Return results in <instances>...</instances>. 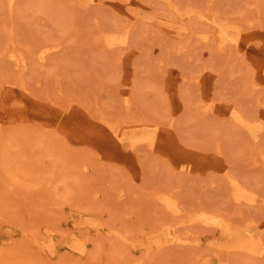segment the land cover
Here are the masks:
<instances>
[{"label":"rangeland","instance_id":"obj_1","mask_svg":"<svg viewBox=\"0 0 264 264\" xmlns=\"http://www.w3.org/2000/svg\"><path fill=\"white\" fill-rule=\"evenodd\" d=\"M2 2L0 264H264V0Z\"/></svg>","mask_w":264,"mask_h":264},{"label":"bare ground","instance_id":"obj_2","mask_svg":"<svg viewBox=\"0 0 264 264\" xmlns=\"http://www.w3.org/2000/svg\"><path fill=\"white\" fill-rule=\"evenodd\" d=\"M2 1H3V0H0V3H1ZM8 1H9V0H8ZM13 1L15 2V0H10V2H12V4H11L10 2H9V4H11V5H12L11 7H12L13 9H15L14 6L17 4L18 1L15 3V5H13V4H14ZM41 1H43V0H41ZM79 1H80V3H81V0H79ZM120 1H121V3H123V2H122L123 0H120ZM127 1H128V0H126V2H127ZM126 2H125V4H126ZM107 3H108V2H107ZM129 3H130V2H129ZM129 3H127V5H128ZM105 4H106V3H105ZM119 4H120V3H119ZM1 5H2V8H1V9H3V8H5V7L8 5V3L6 4V2H5L4 6H3V2H2V3L0 4V6H1ZM5 5H6V6H5ZM84 5H85V4H84ZM114 5H115V4H114ZM82 6H83V5H82ZM96 6H98V4H97ZM108 6H109V9H110V13H111V14H110V13L108 12V13H109L108 16L110 15V18H111V17H112V16H111V15H112L111 8H113L114 6H113V5H112V7H110V5H108ZM164 6H165V5H164ZM177 6H178V5H177ZM11 7H10V8H11ZM12 8H11V9H12ZM89 8H90V7H89ZM158 8H159V7H158ZM161 8H162V7H161ZM161 8H160V9H161ZM163 8H164V7H163ZM11 9H10V10H11ZM168 9H169V8H168ZM171 9H172V8H171ZM3 10H4V9H3ZM3 10H1V11H3ZM7 10H8V9H7ZM15 11H16V10H15ZM15 11H14V12H15ZM99 11L103 13L104 10H103V9H100ZM12 12H13V10H12ZM12 12H9V14L12 13ZM3 13H4V12H3ZM6 13H7V12H5V15H6ZM12 14H13V13H12ZM103 14H104V13H103ZM10 17H11V16H10ZM60 17L63 18V16H60ZM11 18H12V17H11ZM14 19H15V17H14ZM14 19H9V20L7 21V24H6V25H8V23L11 25V22H9V21H13ZM111 19H112V18H111ZM63 20H65V19L63 18ZM16 21H17V22H16V24H17L19 20L16 19ZM54 21H56V20H54ZM65 21H66V20H65ZM101 21L104 22V19H103V20L101 19ZM56 22H57V21H56ZM60 22H61V23H60ZM0 23H1V22H0ZM4 23H6V21H5ZM44 23H45V22H44ZM52 23H54V22H52ZM59 23H60V24H59ZM62 23H64V22H63L62 20H59V21L57 22V24H53L54 26L52 25V28H51V26H50V27L46 26V25H48V24L46 23V25H45L46 28H47V29H48V28H49V29L51 28V29H52V32H53V33H52V32L50 33V36H51V34H55V33H54L55 31H53L54 27L57 26L56 29H59V26H60V25H61V26H60V30H58V31H60V33L63 32V33H62L63 35H62V34H61V35L64 36V34H65L64 32H67V30L64 29V28L66 27V28L68 29V26H65L66 24L63 25ZM12 24H13V23H12ZM14 24H15V20H14ZM14 24H13L12 27H14ZM19 24H20V22H19ZM58 24H59V26H58ZM64 26H65V27H64ZM9 27H10V26H9ZM9 27L7 26V27H4V28H5V29H8V32H9ZM62 27H64V28L62 29ZM1 28H2V27H1ZM1 28H0V29H1ZM14 28H15V27H14ZM14 28H13V29H14ZM193 28H195V25L193 26ZM5 29H4V30H5ZM2 30H3V28L0 30V33H1V34H0V37H2V34H3V31H2ZM62 30H63V31H62ZM95 30H96V29H95ZM14 31H15V30H12V29H11L10 32L13 33ZM96 31H99V32H97L98 34L101 32V33L99 34V37H101V34H102V31H103V30H99V29H97ZM96 31H94V33H95ZM10 32H9V33H10ZM103 32H104V31H103ZM11 33H10V34H11ZM14 33H15V32H14ZM97 33H95V34H97ZM48 34H49V33H48ZM57 34H58V33H57ZM57 34H56V35H57ZM4 35H6V34H3V36H4ZM58 35H59V34H58ZM61 35H59V36H61ZM13 36H14V35H13ZM22 36H23V38H24V36L26 37V35H22ZM22 36H20V37H21L20 40H24V39H25V38L23 39ZM97 36H98V35H97ZM126 36H127V35H126ZM128 36H129V35H128ZM20 37H19V38H20ZM115 37H116V36H115ZM115 37H114V40L116 39ZM9 38H12V36L9 37ZM111 38H113V37H111ZM2 39H5V37H4V38L2 37ZM2 39H1L0 41H1V43H3V44H5L4 42H5L6 40H8V38H6V39L4 40V42H3ZM12 39L14 40L13 42H15V40H16L17 38L15 39V38L13 37ZM98 39H99V38H98ZM47 40H48V39H47ZM49 40H50V38H49ZM101 40H102V39H101ZM108 40H109V39H108ZM9 41H10V39H9ZM41 41H42V42H41ZM41 41H39V44H38V42L35 43V46H37V47L39 48V49H38V48H35V50L37 49V51H38V50L40 51V47H42V46H44V48L46 47L47 49H49V48H48V45H49V44H48L47 46H45V42H43V40H41ZM6 42H7V41H6ZM19 42H21V41H19ZM24 42H25V41H22L23 44H24ZM1 43H0V46H2ZM7 43H8V42H7ZM9 43H10V42H9ZM41 43H43L44 45H42ZM108 43H110V42H108ZM14 44H15V43H14ZM14 44H13V45H14ZM53 44H54V43H53ZM53 44H52V45H53ZM5 45H6V44H5ZM20 45H21V43L19 44V46H20ZM52 45H51V46L49 45V47L51 48ZM54 45H56V44H54ZM2 47H3V46H2ZM33 47H34V46H32V48H33ZM19 48H21V47H19ZM5 49H6V48H5ZM7 49H8V48H7ZM14 49H15V48H14ZM23 49H24V48H23ZM23 49H22V50H23ZM226 49H227V48H226ZM226 49H225V50H226ZM11 50H12V49H11ZM20 50H21V49H20ZM31 50H32V49H31ZM41 50H42V49H41ZM43 50H44V49H43ZM23 51H24V50H23ZM23 51H22V52H23ZM39 51H38V52H39ZM46 51H47V50H46ZM12 52H13V54L16 52V54L18 55V52H17L16 50H15V51L13 50ZM22 52L19 53V54H20V56H23V57H24V55H21V54H23ZM32 52H33V51H32ZM38 52H37V53H38ZM40 52H41V51H40ZM37 53H36V55L39 54V53H38V54H37ZM16 54H14V55H16ZM48 54H49V51H48V53H47V52L44 53V55L47 56V57H45V58H47V59H48V57H49ZM34 55H35V54H34ZM39 55H40V54H39ZM39 55H38V56H39ZM5 56H6V55H5ZM11 56H12V55H11ZM18 56H19V55H18ZM20 56H19V57H20ZM235 56H236V55H235ZM2 57H3V56H2ZM2 57H0V59H2ZM19 57H18V59H19ZM23 57H21V59H20L19 62H21L22 59L24 60ZM225 57H226V56H225ZM229 57H234V55H233V56H229V55H227V58H229ZM12 58L14 59L13 56H12ZM25 58H26V57H25ZM223 58H224V57H223ZM18 59H17V61H18ZM38 59H39L38 62H41L40 57H38ZM225 59H226V58H225ZM25 60H26V59H25ZM3 61H7V62L9 63L8 60H4V58H3L2 60H0V64H2ZM15 61H16V60H15ZM36 61H37V60H36ZM36 61H35V62H36ZM7 62H6V65L8 64ZM19 62H17V63L19 64ZM38 62H37V63H38ZM10 63H11V61H10ZM10 63H9V64H10ZM12 63L14 64L13 61H12ZM37 63H34V64H37ZM4 64H5V62H4ZM25 64H26V63H25ZM25 64L23 63V68H25L24 66L27 65V64H26V65H25ZM2 65H3V64H2ZM3 66H5V65H3ZM13 66H14V65H13ZM19 66H20V65H19ZM27 66H28V65H27ZM16 67H17V66H16ZM36 67H37V66H36ZM36 67H35L34 69H36ZM160 68H161V67H160ZM162 69H163V67H162ZM166 69H167V68H166ZM164 70H165V68H164ZM137 71H138V70H137ZM165 71H166V70H165ZM137 75H138V72H137ZM138 77H139V75H138ZM8 78H9V77H8ZM8 78H7V80H9ZM136 78H137V77H136ZM168 80H169V79H168ZM174 80H175V78H174ZM213 80H214V78H213ZM137 81L140 82V80H138V79L136 80V82H137ZM166 81H167V80H166ZM12 82H13V81H12ZM9 83H10V82H9ZM164 83H165V81H164ZM211 83H212V82H211ZM136 84H138V83H136ZM136 84H135V87L137 88L138 85H136ZM26 115H27V114H26ZM26 115H25V116H26ZM73 119H74V118H73ZM75 120H76V119H75ZM71 121H72V120H70V122H71ZM99 122H100V121H99ZM21 123H22V122H21ZM23 123H24V122H23ZM64 123H65V122H64ZM28 124H29V123H28ZM71 124H72V123H71ZM81 125H82V124H81ZM104 125H105V124H104ZM109 125H110V124H109ZM1 126H3V125H0V127H1ZM63 126L65 127L64 130H67L71 125H70L68 128H67L65 125H63ZM67 126H68V125H67ZM72 126H73V125H72ZM72 126H71V127H72ZM89 126H90V125H89ZM95 126H96V125H95ZM156 126H157V125H156ZM12 127H15V128H16V126H12ZM12 127H11V128H12ZM79 127H80V126H79ZM92 127H93V126H92ZM97 127H98V126H97ZM97 127H96V129H97ZM99 127H100V126H99ZM112 127H113V126H112ZM2 128H3V127H2ZM4 128H6V130H7V126H6V127L4 126ZM4 128H3V130H5ZM66 128H67V129H66ZM84 128H85V126H84ZM89 128H90V127H89ZM108 128H109V127H108ZM70 129H71V128H69V130H70ZM87 129H88V128H86V130H87ZM99 129H100V128H99ZM101 129H102V128H101ZM0 130H1V131H0V132H1L0 135H2V131H3V130H2V129H0ZM6 130H5V131H6ZM8 130H9V129H8ZM11 130H12V129H11ZM174 130H175V129H174ZM13 131H14V130H13ZM88 131H89V130H88ZM99 131H100V130H99ZM101 131H104V129L101 130ZM6 132H7V131H6ZM91 132H92V131H91ZM91 132H90V133H91ZM97 132H98V131H97ZM109 132H110V130H109ZM164 132H165V131H164ZM166 132H168V131L166 130ZM3 133H4V132H3ZM102 133H103V132H102ZM102 133H101V134H102ZM114 133H115V132H114ZM117 133H118V132H117ZM168 133H169V132H168ZM7 134H8V133H7ZM10 134H11V132H10ZM10 134H8V135H10ZM88 134H89V132H88ZM88 134H87V135H88ZM92 134L95 135L94 130H93V133H92ZM98 134H100V133H98ZM98 134H97V136H99ZM103 134H105V133H103ZM103 134H102V135H103ZM111 134H112V132H111ZM115 134H116V133H115ZM33 135H34V133H33ZM85 135H86V134H85ZM102 135H101V136H102ZM109 135H110V134H109ZM167 135H169V134H166V136H167ZM10 136H11V135H10ZM48 136H49V135H48ZM97 136H96V140H97V139L100 140V138H97ZM118 136H120V135H118ZM0 137H1V136H0ZM31 137L34 138L33 136H31ZM50 137H53V136L50 135ZM50 137H49V138H50ZM82 137H83V135H82ZM109 137H110V136H108V138H109ZM114 137H115V136H114ZM3 138H4V136H2L0 139H3ZM7 138H8V136H7ZM49 138H48V139H49ZM55 138H56V137H55ZM85 138H86V137H85ZM101 138H102V137H101ZM165 138H166V137H165ZM4 139H6V137H5ZM4 139H3L2 141H3V143H4L3 146L5 147L6 144H5V140H4ZM48 139L46 140V142H47V141H51L53 138H52L51 140H50V139L48 140ZM102 139H104V137H103ZM102 139H101V141H103ZM112 139H113V138H112ZM114 139H116V137H115ZM167 139H168V137H167ZM167 139H165V140H167ZM171 139H174V136H173V138H171ZM171 139L167 140L168 143H170V140H171ZM43 140H44V139H43ZM53 140H56V139H53ZM83 140H84V138H83ZM108 140H109V139H108ZM120 140H123V139H120ZM165 140H164V141H165ZM20 141H21V140H20ZM44 141H45V140H44ZM44 141H43V142H44ZM104 141H105V140H104ZM104 141H103V142H104ZM115 141H117V140H115ZM167 141H166V142H167ZM175 141H176V140H174V143L177 142V141H176V142H175ZM107 142H108V141H107ZM117 142H119V141H117ZM117 142H116V143H117ZM23 143H24V142H23ZM31 143H32V142H31ZM92 143H94V141H92ZM113 143H114V142H113ZM116 143H115V144H116ZM121 143H122V142H121ZM164 143H165V142H164ZM171 143H172L171 147H172V146L176 147L177 144L173 145L174 143H173V142H171ZM43 144H44V143H43ZM118 144H119V143H117V144L114 146V148H113V145L110 146V147H109V148H110V149H109V153H113V152H115L114 150L117 149V150H116V155H119V156H120V154H118V153H119V150H120V149L122 150V148L119 149L118 146H120V145H118ZM122 144H123V143H122ZM122 144H121V147H122ZM165 144H166V143H165ZM0 145H1V143H0ZM28 145H29V143H28ZM117 145H118V146H117ZM168 145H169V144H168ZM178 145H180V144H178ZM178 145H177V147H178ZM3 146H0V148H1V149H4V148H2ZM35 146H36V145H35ZM40 146H41V145H40ZM116 146H117V147H116ZM163 146H164V144H163ZM100 147H101V146H100ZM104 147H105V146H104ZM169 147H170V145H169ZM181 147H182V144L180 145V149H182ZM27 148H28V147H27ZM27 148H26V146H25V147H24V150L27 149ZM34 148H35V147H34ZM36 148H39V147H36ZM40 148H42V147H40ZM40 148H39V149H40ZM95 148H98V146H97V147L95 146ZM21 149H22V146H21ZM39 149H38V150H39ZM118 149H119V150H118ZM170 149H172V148H170ZM183 149L188 151V149L185 148V147H183ZM183 149H182V150H183ZM13 150H14V149H13ZM13 150H12V152L14 153L15 151H13ZM36 150H37V149H36ZM102 150L104 151L105 148L102 149ZM121 150H120V151H121ZM123 150H126V149H123ZM172 150H174V148H173ZM172 150H171V151H172ZM175 150L179 152V150H177L176 148H175ZM175 150H174V152H175ZM184 150H183V152H184ZM17 151H19V150H17ZM34 151H35V150H34ZM40 151H41L42 153L44 152V151H42V150H40ZM100 151H101V149H100ZM117 151H118V152H117ZM187 151H186V153H183V152L181 151L182 154H181L180 152H179V153L177 152L178 155L176 154V156H180V155H181L182 157H183L184 155L186 156V155H188V153H190V151H189L188 153H187ZM25 152H26V151H25ZM27 152H28V151H27ZM27 152H26V153H27ZM36 152H37V151H36ZM101 152H102V151H101ZM121 152H122V151H121ZM125 152H126V151H125ZM23 153H24V152H23ZM102 153H103V152H102ZM102 153H101V154H102ZM201 153H202V152H201ZM15 154H16V153H15ZM19 154H20V152H18V155H19ZM28 154H29V153H28ZM40 154H41V153H40ZM40 154H37L38 157H39V159L36 158V160H34L35 163H36L37 160H38L37 164L39 163V161H40V162L43 161V160H40V156H39ZM123 154H125V153H122V155H123ZM126 154H127V152H126ZM126 154H125V155H126ZM190 154H192V152H191ZM193 154L195 155L196 158H197V156L199 155V154H195V153H193ZM205 154H206V153H205ZM44 155H45V153L42 154L43 157H45ZM67 155H68V154H67ZM111 155H112V154H111ZM116 155H115V157H116ZM132 155H133V154H132ZM21 156H22L21 154H20L19 156H17V154H16V157H15V158H17V157L21 158ZM27 156H28V155H27ZM128 156H129V155H128ZM201 156H203V155H201ZM201 156H200V155L198 156L199 159H196V158H195V159L197 160V162H198V160H200V161H201V160L204 161V159L206 158V157L204 158V156H205V155H204V156H203L204 159H203V158L201 159ZM43 157H42V158H43ZM132 157H134V156H131L130 158H132ZM192 157H193V156L190 157V155H189V157L186 156V158H185V157H184V158H185V159L188 158L189 160H190V159L192 160ZM209 157H210V156H209ZM13 158H14V156H13ZM28 158H30L29 161H31V157L28 156ZM67 158H68V157H67ZM93 158H94V157H93ZM108 158H110V157H108ZM134 158H135V157H134ZM17 159H18V158H17ZM23 159H24V158H23ZM43 159H45V158H43ZM110 159H111V158H110ZM114 159H115V158H114ZM188 159H187V160H188ZM18 160H19V159H18ZM18 160H16V161L18 162ZM115 160H116V159H115ZM121 160H122V158H121ZM193 160H194V159H193ZM196 160H195V161H196ZM205 160H206V159H205ZM212 160H213V159H212ZM214 160H215V159H214ZM2 161H3V160H2ZM2 161H0V162L2 163ZM27 161H28V159H27ZM34 161H33V162H34ZM65 161H67V159H66ZM17 162H16V163H17ZM33 162H32V164H33ZM44 162H45V161H44ZM44 162H43V163H44ZM67 162H68V161H67ZM124 162H126V161H124ZM133 162H134V161H133ZM133 162H132V163H133ZM217 162H219V161H217ZM1 163H0V164H1ZM13 163H14V162H13ZM29 163H31V162H29ZM43 163H42V164H43ZM127 163H129V162H127ZM135 163H136V162H135ZM2 164H4V162H3ZM32 164H31V166H32ZM39 164H40V163H39ZM130 164H131V163H130ZM195 164H196V163H195ZM198 164H199V163H198ZM201 164H202V163H201ZM5 165H6V164H5ZM5 165H4V166H5ZM11 165H12V164H11ZM13 165H14V164H13ZM13 165H12V166H13ZM34 165H35V164H34ZM131 165H132V164H131ZM199 165H200V164H199ZM0 166H1V165H0ZM18 166H19V165H18ZM39 166H40V165H39ZM20 167H21V166H20ZM37 167H38V166H37ZM43 167H44V165L42 166V169H43ZM52 167L54 168V166L52 165V166L50 167V169H51V171H53V172L55 173V170H52ZM3 168H4V167H3ZM0 169H1V168H0ZM9 169H10V168H9ZM26 169H27V168H26ZM31 169H32V167L30 168V170H31ZM34 169H36V168L34 167ZM34 169H33V171H34ZM37 169H39V168H37ZM40 169H41V168H40ZM42 169H41V170H42ZM48 169H49V168H48ZM54 169H55V168H54ZM30 170H29V171H30ZM25 171H26V170H25ZM37 171H38V170H35V173H36V174L38 173ZM3 172H4V171H3ZM26 172H27V171H26ZM4 173L6 174V172H4ZM33 173H34V172H32V174H33ZM8 174H9V173H8ZM13 174H14V173H13ZM36 174H35V175H36ZM38 174H40V173H38ZM14 175H15V174H14ZM20 175H21V174H20ZM3 176H4V175H3ZM9 176H10V175H9ZM15 176H16V175H15ZM39 176H40V175H39ZM33 177H34V180H35L36 177H35V176H33ZM24 178H25V177H24ZM56 178H57V177H56ZM59 178H60V177H59ZM59 178H58V179H59ZM5 179H6V178H5ZM5 179H4V180H5ZM8 180H9V179H8ZM5 181H6V180H5ZM13 181H14V180H13ZM8 183H9V182H8ZM15 183H16V181H15ZM5 187H6V186H5ZM6 189H7V188H6ZM17 189H20V188H17ZM21 190H22V189H21ZM19 192H20V191H19ZM5 193H6V191H3L2 196H6ZM14 195H15V194H14ZM17 196H18V195H17ZM19 196H20V194H19ZM21 196H22V194H21ZM21 196H20V198H21ZM6 197H7V196H6ZM23 198H24V197H23ZM2 199H3V197H2ZM21 199H22V198H21ZM2 202H4V204H6L4 200H3ZM7 202H8V201H7ZM12 202H13V201H12ZM14 204H15V203H14ZM2 207H4V206H2ZM4 208H5V207H4ZM0 209H2V208H0ZM6 209H8V208H6ZM6 209H5V210H6ZM0 211H1V210H0ZM1 213H3V212L1 211L0 214H1ZM91 224H92V223H91ZM22 227H23V226H22ZM23 228H24V227H23ZM112 229H113V228H112ZM112 229H109V230L111 231ZM113 230H114V229H113ZM115 230H116V229H115ZM115 230H114V231H115ZM112 232H113V231H112ZM168 232H169V230H168ZM177 233H178V232H177ZM28 234H29V233H28ZM168 234H169V237H171V239H170L171 242L174 241V243H175V242L177 243V240H178V241H179V240L182 241V238H186V237H181L182 234L179 235L180 237H179L178 234H176V233H173L171 236H170V233H168ZM24 235H25V234H24ZM18 237H20V236H17V238H18ZM22 237H23V236H22ZM27 237H28V236H27ZM31 238H32V237H31ZM36 238H37V237H36ZM36 238H35V239H36ZM84 238H85V237H84ZM89 238H90V237H89ZM187 238L189 239L188 236H187ZM20 239L22 240L23 238H20ZM25 239H26V238H25ZM87 239H88V238H87ZM188 239H187V240H188ZM170 240H169V242H170ZM23 241H24V240H23ZM26 241H27V239H26ZM32 241H33V238H32ZM181 241H179V242L181 243ZM183 241L185 242V239H183ZM20 242H22V241H20ZM24 242H25V241H24ZM33 242H34V241H33ZM184 242H183V243H184ZM245 242H246V241H245ZM37 243H38V242H37ZM249 244H250V243H249ZM239 245H240V244H239ZM32 246H33V245H32ZM229 246H230V245H229ZM234 246H235V245H234ZM236 246H238L237 243H236ZM243 246H244V245H243ZM247 247H249V245H248ZM6 253H7V252H6ZM8 253H9V252H8ZM20 260H21V259H20ZM147 260H148V259H147ZM10 261H12V260H10ZM16 261H17V260H16ZM22 261H23V260H22ZM24 261H25V260H24ZM17 262H18V261H17ZM20 262H21V261H20ZM145 262H146V261H145ZM21 263H22V264H23V263L25 264V262H21ZM32 263L35 264V261H33ZM36 263H37V262H36ZM4 264H5V263H4ZM11 264H12V263H11ZM26 264H27V263H26ZM29 264H30V263H29ZM37 264H38V263H37ZM40 264H41V263H40ZM153 264H155V263H153Z\"/></svg>","mask_w":264,"mask_h":264}]
</instances>
